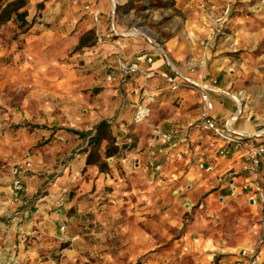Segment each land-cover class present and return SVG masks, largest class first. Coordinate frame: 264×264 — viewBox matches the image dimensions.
Masks as SVG:
<instances>
[{"label": "crops", "instance_id": "obj_1", "mask_svg": "<svg viewBox=\"0 0 264 264\" xmlns=\"http://www.w3.org/2000/svg\"><path fill=\"white\" fill-rule=\"evenodd\" d=\"M175 1L182 30L160 39L174 71L156 38L127 32L138 22L130 7L122 20L128 0H94L96 22L85 0H47L37 13L42 1L29 0L23 31L14 16L0 24V162L22 170L17 203L11 171L0 179V264H234L255 241L259 205L243 188L242 161L198 168L206 133L184 128L199 100L164 77L215 81L210 116L253 136L264 195V5ZM119 60L140 70L122 80ZM166 136L186 139L189 154L175 159Z\"/></svg>", "mask_w": 264, "mask_h": 264}, {"label": "built area", "instance_id": "obj_2", "mask_svg": "<svg viewBox=\"0 0 264 264\" xmlns=\"http://www.w3.org/2000/svg\"><path fill=\"white\" fill-rule=\"evenodd\" d=\"M259 2L264 5V0H259ZM83 8L95 22L98 20L99 12L95 9L94 0H85ZM112 8L113 10L115 9V4ZM222 20L223 18L218 21L221 22ZM153 42L155 50L163 56L164 62L174 71L171 60L165 53L160 40L154 39ZM146 62L150 64L152 62L151 57H147ZM118 70L121 73V79L125 80L136 74L140 69L137 63H125L119 60ZM173 76L175 77L170 75L164 77L171 90L175 91L179 88L193 89L200 103L197 119L188 123L184 128L186 131L194 129L206 133V141L199 152L198 168L200 170L211 169L208 163L213 164L215 161L224 158H235L237 161H242L243 165L240 175L244 181L243 188L250 191V201L252 203H255L256 199L258 200L259 214L257 225L251 231L252 236L255 237V241L237 254L234 264H245L246 262L258 264L261 256L260 246L264 243V238L261 235V231L264 228V195L259 180L261 150L253 142V136L236 133L230 129L228 122L223 126L210 116L213 106L209 97V91H216L215 81H212L209 85L195 86L192 82L183 79L179 74ZM164 143L175 152L174 156L177 160L183 159L190 152V146L186 139L174 140L172 137L166 136L164 137ZM22 167L27 169L30 167V164L24 162ZM146 167L156 175L163 177L162 167L159 163L148 160ZM229 176L232 178L234 175ZM11 193L12 202L17 203L22 193V170L20 167H13L11 169ZM63 229L62 227L61 230Z\"/></svg>", "mask_w": 264, "mask_h": 264}, {"label": "rangeland", "instance_id": "obj_3", "mask_svg": "<svg viewBox=\"0 0 264 264\" xmlns=\"http://www.w3.org/2000/svg\"><path fill=\"white\" fill-rule=\"evenodd\" d=\"M9 0H0V7H3L4 4ZM24 1L25 4L29 0H20ZM36 7L37 11H41L43 8V2L47 0H40ZM129 3L127 7H124L122 12V20L124 23H129L130 11L129 7L132 8V15L138 18V22L133 25H128V33H136L137 37H151L160 39H166L174 35L178 30H182V19L183 14L174 8L176 1L175 0H128ZM134 3V4H133ZM37 14L33 16L32 23L36 22ZM0 25V29H1ZM130 28V29H129ZM2 31V30H1ZM23 31V29H22ZM4 33V32H2ZM4 35V34H2ZM83 40H90V37H93L91 32H86L82 35ZM153 38V39H154ZM21 96L17 92L10 93V101L13 102V105H16L17 100ZM17 124L14 122L10 125V130H12V135L15 138L17 135ZM13 157V156H9ZM10 162V161H9ZM5 163V162H3ZM10 165L4 167L0 162V179L4 178L5 175H9L11 171ZM235 211L238 213V216H241V210L237 207V204L232 205ZM231 222L234 224L237 223L236 219H232Z\"/></svg>", "mask_w": 264, "mask_h": 264}, {"label": "trees", "instance_id": "obj_4", "mask_svg": "<svg viewBox=\"0 0 264 264\" xmlns=\"http://www.w3.org/2000/svg\"><path fill=\"white\" fill-rule=\"evenodd\" d=\"M25 5L24 1L16 0L12 2H7L3 7H0V24L4 23L12 16L15 17V21L19 24V29H25V12H19V10Z\"/></svg>", "mask_w": 264, "mask_h": 264}]
</instances>
